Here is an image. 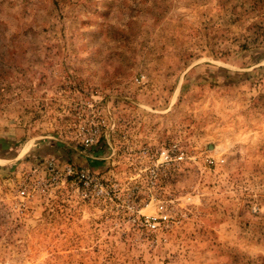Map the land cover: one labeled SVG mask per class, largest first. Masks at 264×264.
<instances>
[{
    "label": "rangeland",
    "instance_id": "rangeland-1",
    "mask_svg": "<svg viewBox=\"0 0 264 264\" xmlns=\"http://www.w3.org/2000/svg\"><path fill=\"white\" fill-rule=\"evenodd\" d=\"M170 142L197 158L150 186ZM0 264H264V0H0Z\"/></svg>",
    "mask_w": 264,
    "mask_h": 264
},
{
    "label": "built area",
    "instance_id": "built-area-1",
    "mask_svg": "<svg viewBox=\"0 0 264 264\" xmlns=\"http://www.w3.org/2000/svg\"><path fill=\"white\" fill-rule=\"evenodd\" d=\"M142 75L135 77V81H141ZM105 124L103 118L91 119L88 123H80L77 125L75 136L78 141L88 146L96 143L99 137L100 126ZM143 156L149 159L148 164L142 169L146 172V180L150 186L156 184L160 170L170 166L179 164L185 160H195L197 156H187L184 150L176 143L170 142L165 147L157 148L153 151L149 148L141 150ZM206 164H214V159L205 158ZM61 181L70 180L75 183L76 190L81 197L109 199L110 192L116 183L102 182L98 177L92 174L84 167L75 168L70 164H65L58 173ZM20 197L27 196V190L23 187L17 191ZM153 203V213L139 214L135 216V223L150 232H161L165 230L171 222V211L167 207L166 201L158 197L150 196L148 203Z\"/></svg>",
    "mask_w": 264,
    "mask_h": 264
}]
</instances>
